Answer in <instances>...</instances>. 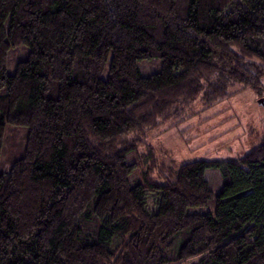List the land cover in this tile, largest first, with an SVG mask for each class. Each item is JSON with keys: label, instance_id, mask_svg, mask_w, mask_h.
I'll list each match as a JSON object with an SVG mask.
<instances>
[{"label": "trees", "instance_id": "16d2710c", "mask_svg": "<svg viewBox=\"0 0 264 264\" xmlns=\"http://www.w3.org/2000/svg\"><path fill=\"white\" fill-rule=\"evenodd\" d=\"M263 79L264 0H0V264H264V127L231 161L144 146Z\"/></svg>", "mask_w": 264, "mask_h": 264}, {"label": "rangeland", "instance_id": "374dc122", "mask_svg": "<svg viewBox=\"0 0 264 264\" xmlns=\"http://www.w3.org/2000/svg\"><path fill=\"white\" fill-rule=\"evenodd\" d=\"M18 57V54L13 55L11 61ZM12 62L7 67L9 75L14 72ZM139 68L143 75L157 70L155 64L145 62L140 63ZM262 83L260 95L235 86L229 91L230 97L208 110L202 111L198 102L193 103L187 114L177 121L179 123L175 121L177 125L173 128H166L169 124L165 123L148 130L144 139V146L150 143L148 153H153L156 163L176 166L200 160L231 161L246 155L261 137L264 127V79ZM140 150L146 152L144 148ZM144 158L141 174L149 164V158ZM152 174L157 177L156 172Z\"/></svg>", "mask_w": 264, "mask_h": 264}]
</instances>
